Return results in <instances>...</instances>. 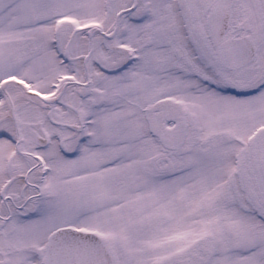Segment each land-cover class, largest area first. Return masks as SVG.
I'll list each match as a JSON object with an SVG mask.
<instances>
[{
	"label": "snow or ice",
	"instance_id": "6c2138e0",
	"mask_svg": "<svg viewBox=\"0 0 264 264\" xmlns=\"http://www.w3.org/2000/svg\"><path fill=\"white\" fill-rule=\"evenodd\" d=\"M0 264H264V0H0Z\"/></svg>",
	"mask_w": 264,
	"mask_h": 264
}]
</instances>
